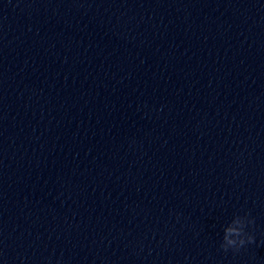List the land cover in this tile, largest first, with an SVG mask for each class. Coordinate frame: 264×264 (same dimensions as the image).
Returning <instances> with one entry per match:
<instances>
[{
	"label": "clouds",
	"instance_id": "obj_1",
	"mask_svg": "<svg viewBox=\"0 0 264 264\" xmlns=\"http://www.w3.org/2000/svg\"><path fill=\"white\" fill-rule=\"evenodd\" d=\"M255 224V219L251 217L249 212L243 215L236 214L230 223L223 228V239L220 243V249L227 253L231 250L238 253L246 244L254 243L255 237L246 229Z\"/></svg>",
	"mask_w": 264,
	"mask_h": 264
}]
</instances>
